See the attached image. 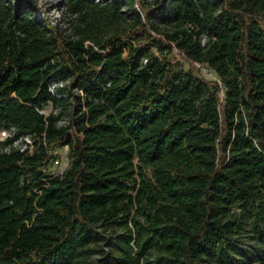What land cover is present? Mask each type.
<instances>
[{"label":"trees","instance_id":"obj_1","mask_svg":"<svg viewBox=\"0 0 264 264\" xmlns=\"http://www.w3.org/2000/svg\"><path fill=\"white\" fill-rule=\"evenodd\" d=\"M59 3L0 0V264H264V0Z\"/></svg>","mask_w":264,"mask_h":264},{"label":"built area","instance_id":"obj_2","mask_svg":"<svg viewBox=\"0 0 264 264\" xmlns=\"http://www.w3.org/2000/svg\"><path fill=\"white\" fill-rule=\"evenodd\" d=\"M13 2H16V0H11ZM26 1V0H25ZM61 1V0H60ZM99 1V0H97ZM37 5V4H36ZM63 9V13L65 10V5L61 6ZM42 9H40L37 5V14L40 18L44 19L45 22L54 28H58L60 26H66V22H65V18L64 15H59L58 17H55L54 19H50L49 16L46 15L45 12L41 11ZM204 40V38H203ZM184 53V55H186V53L184 51H182ZM194 64H196L197 67L200 68V70H202V72L206 73V74H211L213 76V78H216L217 80H219V78L215 75V73L213 71H211V69L209 67H207L206 64L200 62V61H193ZM68 81H64V80H59V81H53L49 88L53 93H56V88L58 86H63L67 83ZM46 107V108H42L40 109L42 112L48 114L51 111V108ZM55 112L57 111L56 109L54 110ZM59 124L62 125H68L70 120H69V116L68 115H64L62 116L59 120H58ZM74 128H72L73 130ZM40 139H45V133H43L42 135H33V134H25V133H20L19 128L15 125H11L8 127H1L0 128V153L1 152H11L12 150H20L21 152L25 153V154H32L35 150V148L37 147V143L38 141H40ZM70 146L69 144H66L60 148H57L54 150L55 153V159H54V163L53 166H57L58 169L57 170H53L55 173H62L64 172V170L69 166L70 164V157H68L67 159L64 158L63 152L65 150H68L69 152Z\"/></svg>","mask_w":264,"mask_h":264},{"label":"rangeland","instance_id":"obj_3","mask_svg":"<svg viewBox=\"0 0 264 264\" xmlns=\"http://www.w3.org/2000/svg\"><path fill=\"white\" fill-rule=\"evenodd\" d=\"M33 1L38 5V7L40 9H42L41 11L45 12L46 15L50 17V19H54L55 17H58L59 15H63V9L61 7L63 5H61L59 3L60 0H33ZM147 1L151 2V0H147ZM63 26H64V24H63ZM182 51H183L182 49H180L179 47L174 45L171 57L173 59H175L176 61L181 62L180 64L185 66V67H190L191 63H193V65L196 67V69H198V71L200 73H203L208 78L217 80L216 78H213V76L210 73L206 74V73H204L205 71L202 72V70H200V68L197 67L196 64H194V62L190 63V60L187 58L186 55H184V53ZM222 95H223V93L221 92V96ZM63 155H64V158L67 159L69 157L68 150H65L63 152ZM51 169L52 170H57L58 167L52 165Z\"/></svg>","mask_w":264,"mask_h":264}]
</instances>
